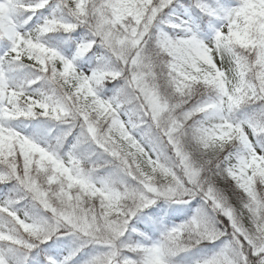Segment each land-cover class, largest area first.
<instances>
[{"label":"snow or ice","instance_id":"snow-or-ice-1","mask_svg":"<svg viewBox=\"0 0 264 264\" xmlns=\"http://www.w3.org/2000/svg\"><path fill=\"white\" fill-rule=\"evenodd\" d=\"M171 4L0 0V41L7 45L0 54V184L15 181L10 191L22 193L17 201L31 196L51 214L48 219L21 217L10 207L11 198L0 201V213L6 214L0 220V264H68L74 252L63 259L51 254L30 259L54 235L68 233L106 249L84 264H170L174 251L228 236V228L230 239L223 247L196 264H264V149L252 143L253 137H264V119L230 117L246 103L259 101L264 108V0H237L234 6L194 0L219 22L207 42L190 27L183 36L152 31ZM46 6L52 14L26 28ZM166 22L176 28L186 23ZM81 25L91 38L80 41L71 58L42 42L44 34L72 32ZM97 44L110 51L119 68L102 65L88 73L77 68L74 60ZM25 66L53 85L51 94L27 91L33 80L21 85L10 79L14 68ZM121 78L124 85L116 95L98 94L97 86ZM202 89L215 90L216 96L185 107ZM200 114L207 118L197 119ZM36 116L67 127L42 144L7 123ZM141 126L144 135L137 137L134 130ZM149 135L171 150L170 163L146 145ZM236 144L244 151H228ZM97 153L108 158L94 159ZM109 165L131 183L97 179L96 170ZM218 178L230 179L240 190L238 207L218 191ZM197 195L227 218L225 228L197 209L162 242L121 240L132 217L156 199L187 202Z\"/></svg>","mask_w":264,"mask_h":264},{"label":"trees","instance_id":"trees-1","mask_svg":"<svg viewBox=\"0 0 264 264\" xmlns=\"http://www.w3.org/2000/svg\"><path fill=\"white\" fill-rule=\"evenodd\" d=\"M226 1L227 0H208V2L212 4H216L217 2L221 4L225 3ZM52 2L54 3L55 0H52ZM187 2H192L194 6V0H172V4L177 8H180L183 3ZM194 10L197 16L200 15L202 16V18L204 16H207L195 6ZM44 13H49L50 15L52 14V9L48 6L39 9L33 16L32 21H30L29 24L26 26V28L35 23L34 18L37 15ZM159 22L166 24L165 17ZM165 32L169 33V35H172V33H170L169 31ZM46 35H52V37H59V41L64 45L67 50L74 49L75 52L76 46L79 43L76 42V38L79 37L82 38V40H87L91 38V34L89 33L88 29L82 25L77 27L72 32H65L63 30L49 32L47 34H44L43 38ZM4 44V41H0V46H3ZM74 63L76 64L77 68L81 71L82 67H88L93 70L102 65H107L110 69H117L120 66L116 58L110 53V51H108L104 46L100 44L95 45L90 52L77 57L74 60ZM21 68L26 69L28 71V81H35L33 84L37 86L40 92L51 94V89L53 85L43 78L37 79V69L28 66L16 67L13 69L11 74L15 75L16 71H20ZM123 85L124 80L122 78L112 81H105L103 84L97 86V92L104 98H110L113 95H116L118 90L121 89ZM215 96V90L202 89L193 95L192 100L189 102L188 105H185V107H191L195 104L203 102L209 97L214 98ZM243 115H248L247 118L249 120L264 119V108H262L261 102L257 101L243 104L237 109H235L230 114V117L233 121H245L246 119ZM206 118L207 116L205 114H200V116L197 117V119ZM7 123L9 126L15 129L16 125H19L20 128L25 132H21L22 134L28 135L27 133H32V135H34L35 133L41 134L48 138H51L52 132L59 131L60 129L67 127V125L62 124L59 121H55L49 117L44 116H36L30 118L21 117L18 119L10 120ZM137 130H139L141 136L144 135L142 126L140 129ZM144 139L148 147L156 148L158 155H162V159L167 158V161L169 163L171 162V158L174 156V154L169 148L164 147L163 144L157 145L152 135L144 137ZM70 140L74 142V136L69 137L68 140L65 141L64 145L66 144V142L68 144ZM252 143L258 150L264 149V137H253ZM240 146L242 147V145ZM94 147L95 146L92 145L88 150L90 151ZM93 158L107 159L108 157L106 156V154L101 157L100 154L97 153V156ZM95 176L97 179L111 177L112 179H123L126 182L131 183L130 178L123 176L122 173H118L111 165L105 168L97 169ZM14 184L15 181L9 182L7 186L4 184H0V192L3 193L4 197L8 196L13 200V203L10 205V207L13 210L17 211L21 215V217H24L25 214H27V216L31 219H48L51 214L45 211L42 206L38 204V202L34 201L31 198V196H26L24 199H19L17 201V196L21 195L22 193H13L10 191L12 185ZM216 186L218 191H220L227 198L230 204L235 207L239 206L240 201L242 199V194L240 193V190L236 188L234 182H232L228 178H218ZM210 203L211 202L205 203L203 198L199 195L194 196L193 200H187V202H177L176 200L171 198H158L155 200L154 204L139 210L136 215L132 217V227H134H128L124 237L128 241V243H138L140 239L149 244L162 242L164 235L168 230L173 227H178L182 223L187 222L191 217L195 215L197 209H202L205 212L206 216L215 224L216 227L222 229L225 228L227 225L223 223L221 219L226 217H223L222 214L214 211L210 207ZM133 229H136V231H133ZM227 230L229 232L228 236H221L219 239L216 240H202L200 243L194 244L191 247L174 251L169 257L170 264H196L197 261L212 256L223 247L224 243L228 239H230L231 229L228 228ZM156 236H158V238H156ZM40 246L48 247L54 252H58L60 251V249L66 248L68 251V255L70 252L75 253L71 256L70 259L76 258V260L80 258L81 254H85V256L89 254V256L91 257L98 254V252H96V249H94L96 244L83 243L82 239H79V237L74 233L54 235L52 237V240ZM130 254L135 257V253Z\"/></svg>","mask_w":264,"mask_h":264},{"label":"rangeland","instance_id":"rangeland-1","mask_svg":"<svg viewBox=\"0 0 264 264\" xmlns=\"http://www.w3.org/2000/svg\"><path fill=\"white\" fill-rule=\"evenodd\" d=\"M237 3V0H231L229 5L228 6H234L235 4ZM165 17V22L166 21H172L176 24H181L182 22H186L185 24L182 25V27H179V28H176V27H164V25H162L163 23H160L159 21L161 19H163ZM42 22V20H39V22ZM211 22V23H210ZM218 21L215 19V18H212L208 21V24L206 27H204V30L201 29V26L199 24V21L198 19H196L193 14H192V11L190 8H185L183 11H176L175 9V6L173 4L169 5L167 8H165L163 10V12L160 14V16L158 17L157 21L155 22V26L153 28V32H158L159 30H169L172 35L174 36H183L184 35V32H185V28L186 27H190L193 29V31H195L197 34L198 33H203L204 37L206 36V38H202V39H208L210 36V30L211 29H214V26H218ZM168 24V23H167ZM170 25V24H169ZM199 35V34H198ZM76 42H80L82 41V38H76L75 39ZM150 44H151V41H150ZM90 72V71H88ZM87 72V73H88ZM27 91H31V89H27ZM245 121H247L248 119L246 118V115H245ZM237 122V121H236ZM134 133L135 135H137V137H139V135L137 134V131L134 130ZM38 142L40 143H46V142H49L41 137H37L35 138ZM151 148V147H149ZM228 151H231L233 154L237 153V152H242L244 151L243 149V146L241 147L239 144H236V145H231L229 146L228 148ZM156 155H158L157 151L154 153ZM194 197H192L191 199L189 200H193ZM224 217V216H223ZM227 218H222V222L225 223L226 225L228 224V221L226 220ZM129 227L133 228L132 227V219L130 220L129 222ZM230 229V228H229ZM231 231V230H230ZM79 237V236H78ZM79 239H81V237H79ZM121 240L128 243V241L125 239V237H121ZM138 243H141V244H145L144 241H140ZM96 249V252L100 253V252H103L105 251L106 249L101 246V245H97L95 246ZM125 253H128V251L125 249L124 250ZM44 257V256H43Z\"/></svg>","mask_w":264,"mask_h":264}]
</instances>
